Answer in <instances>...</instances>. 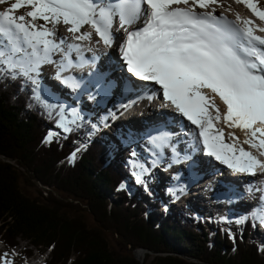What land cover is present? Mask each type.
Segmentation results:
<instances>
[{
	"label": "trees",
	"instance_id": "16d2710c",
	"mask_svg": "<svg viewBox=\"0 0 264 264\" xmlns=\"http://www.w3.org/2000/svg\"><path fill=\"white\" fill-rule=\"evenodd\" d=\"M33 89L22 77L0 74V243L7 250L24 240L48 252L45 264H141L134 256L139 249L147 251L143 264H264V243L261 248L249 240L251 224L234 241L209 219L198 221L183 210L156 214L132 184L120 191L130 168L108 135L90 137L92 125L44 144L58 113H48ZM22 181L60 196L46 190L28 196ZM109 235L127 252L117 251Z\"/></svg>",
	"mask_w": 264,
	"mask_h": 264
},
{
	"label": "snow or ice",
	"instance_id": "6c2138e0",
	"mask_svg": "<svg viewBox=\"0 0 264 264\" xmlns=\"http://www.w3.org/2000/svg\"><path fill=\"white\" fill-rule=\"evenodd\" d=\"M3 2L6 0H0ZM243 2L264 19V11L258 12L250 0ZM180 3L188 5V0H24L23 4L12 3L10 8L0 12V74L7 71L13 79L24 77L36 84L32 73L38 75L41 64L57 63L59 75L73 66L71 51H78L79 46L68 44L61 60L54 61L52 54L61 50L60 45L66 44V39L57 42L52 38L55 31L46 24L62 21L71 25L69 32H79L83 25L90 24L104 44L111 46L115 39L113 23L118 18L119 27L127 32L120 44L127 71L141 81H154L162 86L163 98L170 100L180 114L197 126L208 155L216 156L236 171L255 176V169H264V162L241 149V155L247 160L244 167H235L209 145L208 129L213 127V120L219 122L221 118L215 104V95H218L226 105L225 123L231 121L229 127L248 128L252 139H245L244 143L251 147H257L254 141L259 134L258 146L264 155V129L253 127L257 122L264 125V37L254 35L250 28H240L225 17H218L214 9L207 13L195 10L196 7L207 8L210 3L219 4V0H193L191 6L173 7ZM24 6L32 9L26 14L31 21L13 14ZM37 19L45 23L37 26ZM132 25L138 26L129 30ZM75 38L92 37L91 33H82ZM84 63L87 61L81 56L76 66ZM63 82L73 88L80 87L72 76L64 77ZM202 88L210 89L215 95L209 96ZM33 91L35 93L36 89ZM34 98L45 107H55L39 94ZM209 107L215 109V116L208 111ZM72 111L77 119H82L75 109ZM217 132L223 135V129ZM229 135L234 137V133ZM151 139L157 147H162L168 137ZM74 157L75 153L70 159ZM261 200L264 201V196ZM259 218L264 220V208Z\"/></svg>",
	"mask_w": 264,
	"mask_h": 264
},
{
	"label": "bare ground",
	"instance_id": "6f19581e",
	"mask_svg": "<svg viewBox=\"0 0 264 264\" xmlns=\"http://www.w3.org/2000/svg\"><path fill=\"white\" fill-rule=\"evenodd\" d=\"M13 1L15 2V0H13ZM188 1H191V0H188ZM205 1H207V0H205ZM232 1L236 2L237 0H232ZM232 1L230 0V2H232ZM251 3L255 4L254 1H252ZM244 7H246L245 3H244ZM0 8H2V7H0ZM239 8L240 7H237L236 10L240 11V13H241L240 16L246 15V13L248 12V11H246L247 9H245L246 12L243 13L242 10ZM247 17H250L249 14H247ZM59 27L58 26L54 27V31H55L56 35L54 37H52L53 39H58V40L59 39H66V41H69V39H70V41H72V42H74L76 40L81 44H85L86 39L77 40L75 38L76 36L79 35L76 32H71L72 35H69V34L68 35H60ZM114 44H115V42H114ZM99 45L101 47L103 45V43L100 42ZM112 54H113V45H112V47H110L109 52L105 54L104 59H103L104 62H105V60H109V58L111 57ZM81 89H83V86ZM202 92L207 93L209 96L215 95V94L211 93L210 89H206V88H202ZM46 97H47L46 100L49 102L50 105L55 103L56 100L53 96H46ZM61 98L62 97H59V99H61ZM215 104L220 109L221 118H220L219 122H217L216 120H213L212 123H213V126H215V125L218 126L217 128H215V133L217 135L215 137V141L217 142V146H220V154H222V158L227 159L232 164L237 163L239 165H245V161L247 160V157L242 156L241 151H240L241 149H243L244 151L249 152L252 156H255L256 158H258L260 161L264 162V159L259 158V155L261 152V149L258 146L259 134H257V138H255V141H254L255 143H257V147H251L249 144L244 143L245 139H252L251 131L246 127L245 128H241L239 126L229 127L228 124H231L232 122L229 121L228 124H226L225 121L223 120V113L226 111V105H224V103L222 102V100L220 99V97L218 95H215ZM86 105H87V109H91V104L86 102ZM107 105H108L107 108H109L111 105L114 106L111 102H109ZM208 111L211 113L212 116L216 115V111L214 108L209 107ZM134 112H135V113H133L134 116L139 115V112H137V109H135ZM78 115H80V114H78ZM176 118H178V117H176ZM136 119H138V118H136ZM142 121L143 120H140V119H138V120L134 119V120H131V121L126 122V123H122L123 122L122 121V122H119V124L112 125L114 128V134H112V138L116 141L119 138H121L122 140H124V138H125L127 143H133L135 145L142 144L140 138H142L144 133H145L144 128L141 127ZM253 127H261L262 129H264V125H261L258 123L253 125ZM218 129H223V135H220L217 132ZM174 131H179V130H174ZM229 133H234V137L230 136ZM246 133H247V135H246ZM172 138L178 142H181L176 148L177 152L179 151L181 153H184V152L191 150V148L188 150V149H185V147H184V146L190 147L191 142L190 141L184 142L182 140L180 134L174 133V134H172ZM236 138H238V139H236ZM242 144H245V146ZM131 148H132V145L128 144V150L131 151ZM176 151L171 150L172 153L178 154ZM130 155L131 154H129V156ZM146 160H148V159H146ZM220 161H222V160H220ZM146 162L150 163V164L148 166H145L146 167L145 169L144 168L140 169L141 174H143L145 178L151 177L152 178L151 182L153 184H158V183L163 184V183L167 182V184L171 188V192L174 194V196L176 198H178L179 202H182V203L190 206L191 204H189V200L191 199L193 202L196 203V204H193L191 206H193L194 211H196L197 214H199L201 216L205 215L207 217L209 215V217L215 218V215H217V214L223 215L225 213L224 209H217L218 202L212 203L209 201V200L215 199L214 197H212V193L204 195V197H205L204 200H201L199 198L194 197V195H196V196L201 195V193L199 191L202 189V184L197 185L196 189L193 190L194 189L193 184H191V183L187 184L188 181L191 180V177L189 178V175L187 173H185L184 170L179 171L177 169L178 167L175 165V166H173L175 168H172L171 172H170V170H167L166 172H169V174L165 175L164 169L162 171V168H163L162 166H158L157 164L153 163L152 161H146ZM165 164L169 165L170 163H165ZM223 164H226L227 166H229L227 163H223ZM210 167L211 168L213 167L216 169H222V168L225 169V167L223 165L218 164L216 162L206 163L205 168L208 169ZM181 168L184 169V167H182V166H181ZM257 168H259V167H257ZM171 173H172V175L179 174L177 176L178 179H175L172 176L170 178ZM176 187H180L183 190H176ZM146 192H147V194H151V193L156 194L157 191L155 190L154 186L151 183H148ZM184 192H185V194H184ZM187 202H188V204H187ZM175 203L178 204L177 201H175ZM170 205L172 207H175L174 204H170ZM170 209H171V207H170ZM170 209L168 210V213L167 212H165V213L170 214L169 213ZM151 210H153V209L151 208ZM238 211H244L245 213H247V212L252 213V211H254V210L252 208H246L245 206H240V209ZM256 212L258 213V211H256ZM233 214H234V212L231 213V215H233ZM226 217H229V216L227 215ZM203 220H205V219L203 218ZM263 230L264 229H261V231H263ZM144 253L145 252L139 250L136 254L140 259H142L144 256Z\"/></svg>",
	"mask_w": 264,
	"mask_h": 264
},
{
	"label": "rangeland",
	"instance_id": "374dc122",
	"mask_svg": "<svg viewBox=\"0 0 264 264\" xmlns=\"http://www.w3.org/2000/svg\"><path fill=\"white\" fill-rule=\"evenodd\" d=\"M232 1V0H231ZM241 0H239V2H240ZM252 1H254V5L256 6V10H258V12L259 11H264V0H250V2H252ZM15 2L16 3H21V4H23L24 3V0H15ZM244 3V2H243ZM238 4V0L236 1V2H234V1H232V2H230V0H223V1H221V2H219V4H215V5H213V6H211L212 8H214L215 10H216V12H218V13H220L222 10H224V9H226V8H228V10H230V11H232V7H234L235 5H237ZM231 8V9H230ZM235 9H236V7H235ZM244 9V8H243ZM246 9V8H245ZM0 10H2V11H5L6 9H5V6L4 7H2V8H0ZM18 10V9H17ZM28 11H31V8H28V6H24V8L22 7V8H19V10L18 11H14V15L16 16V17H19V16H25L26 17V21H31L30 20V18L29 17H27V12ZM247 11V10H246ZM246 11H243V12H246ZM38 23L41 25V24H44L45 22L43 21V20H39V19H37L36 21H35V24L38 26ZM61 25H63L62 24V21L60 22V23H56V24H54V23H48V24H46L45 26L47 27V28H49V29H51V30H54V27L55 26H61ZM68 28H69V26H68ZM62 33H61V32ZM67 31H68V29H66V28H61V27H59V32H60V35H64V34H67ZM71 33V32H70ZM70 35H72V34H70ZM48 104H49V102H48ZM49 112H51L50 110H49ZM98 133H100V131H97V133H94L93 134V136H96ZM110 132H106V135H108V138H109V143H110V145H114L115 144V147L117 148V154H116V156H120L121 157V160L122 161H124L125 163H129L130 161H127L128 159H130L128 156H127V154H128V152L130 151V150H125V148H124V143L122 142V141H120L119 139L116 141V140H114L113 138H112V136H110ZM124 140L126 141V139L124 138ZM242 145H244L245 146V144H242ZM122 147V148H121ZM36 185H28L27 183H25L24 181H22V187H23V190H24V192L28 195V196H32V197H37L38 195H39V193L41 192V190L42 191H45V189H47L46 190V192H48L49 193V191H51L50 193H53L55 196H60V194L59 193H57L56 191H54V190H52V188H46L45 186H43L42 184H39L38 182H36L35 183ZM162 187L160 188V192H162ZM142 195H143V199H145L146 200V202H147V204H150V202L152 201V200H149V199H147L145 196H144V192H142ZM141 195V196H142ZM161 199H165V197L164 196H159ZM166 197H168V196H166ZM203 203V202H202ZM187 204H188V202H187ZM189 204H191V205H193V204H196L195 202H193L191 199L189 200ZM204 204V203H203ZM181 206H175V207H172L171 205H170V207H171V209H170V211H169V213H172V214H176L178 211H181V210H186V211H184L185 213L187 212V214L189 215V216H191V217H194L196 220L197 219H199V218H204L205 220H206V218H207V216H205V215H199V214H197V212L196 211H194V208H193V206H189V205H186V204H184V203H182V204H180ZM154 209H155V213L156 214H159L158 212H160V209L158 210V209H156V206H154ZM86 218H87V221H88V223L90 224V226H95V222H94V220H93V217L91 216V215H89V214H87L86 213ZM208 217H209V215H208ZM211 229V228H210ZM212 230V229H211ZM254 231L256 232V234L255 233H253L252 235H251V237H250V239L249 240H253V241H258L259 243H263V241H264V237L262 238V236H263V233L262 232H258V231H261V230H259V229H254ZM109 237H110V240H111V243H112V245H113V247L117 250V251H119L120 253H126L127 251L125 250V247H124V245L119 241V240H117V238L116 237H114V236H112V235H109ZM19 246L15 249V250H13V251H10V250H7L1 243H0V264H7L9 261H11V260H13L14 261V264H17V262L18 261H20L21 260V255H22V253H24V251L25 250H33V256L31 257V258H33V260H36V259H38L37 257H38V255L40 256V254H39V252L33 247V246H31L28 242H26V241H24V240H19ZM139 251V250H138ZM138 251H136L135 253H134V256L136 257V253L138 252ZM145 253H146V251H145ZM145 253H144V256H143V258L142 259H140V258H137L140 262H141V264H143V262H144V257H145ZM5 254H7V256L5 257ZM140 254V253H139ZM152 254V253H151ZM141 256V255H140Z\"/></svg>",
	"mask_w": 264,
	"mask_h": 264
},
{
	"label": "water",
	"instance_id": "95a60500",
	"mask_svg": "<svg viewBox=\"0 0 264 264\" xmlns=\"http://www.w3.org/2000/svg\"><path fill=\"white\" fill-rule=\"evenodd\" d=\"M139 250H141V251H143V252L146 251L145 249H139ZM146 252H147V251H146ZM136 257L139 258V257L137 256V254H136Z\"/></svg>",
	"mask_w": 264,
	"mask_h": 264
},
{
	"label": "built area",
	"instance_id": "2783aa9c",
	"mask_svg": "<svg viewBox=\"0 0 264 264\" xmlns=\"http://www.w3.org/2000/svg\"><path fill=\"white\" fill-rule=\"evenodd\" d=\"M45 190H47V189H45Z\"/></svg>",
	"mask_w": 264,
	"mask_h": 264
}]
</instances>
